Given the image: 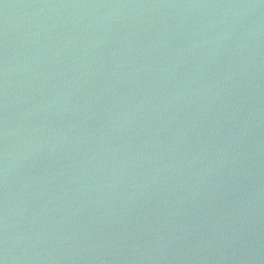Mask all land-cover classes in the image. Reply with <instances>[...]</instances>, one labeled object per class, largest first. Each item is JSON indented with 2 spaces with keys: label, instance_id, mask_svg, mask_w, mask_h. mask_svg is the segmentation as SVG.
Segmentation results:
<instances>
[{
  "label": "water",
  "instance_id": "95a60500",
  "mask_svg": "<svg viewBox=\"0 0 264 264\" xmlns=\"http://www.w3.org/2000/svg\"><path fill=\"white\" fill-rule=\"evenodd\" d=\"M0 264H264V0H0Z\"/></svg>",
  "mask_w": 264,
  "mask_h": 264
}]
</instances>
